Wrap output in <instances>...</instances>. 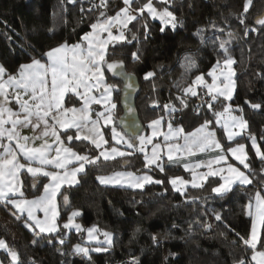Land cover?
<instances>
[{"label": "trees", "instance_id": "1", "mask_svg": "<svg viewBox=\"0 0 264 264\" xmlns=\"http://www.w3.org/2000/svg\"><path fill=\"white\" fill-rule=\"evenodd\" d=\"M243 4L244 0H175L172 10L182 24L174 30L169 27L161 32L160 22L146 14V39L143 21H133L128 30L137 35L139 42L124 41L115 49L109 47V60L123 61L127 71L139 79L141 94L136 106L144 133L149 131L151 120L166 116L163 105L172 103L180 107L176 100V96L182 95L176 87L178 82L191 83L196 75L209 72L217 59L222 60L212 41L227 40L231 33L230 51L236 60V92L231 103L243 108V113L235 114H242L248 120V131L257 137V143L264 151V140L260 139L264 136V107L254 110L245 103L250 101L264 106V30L244 35V25L237 19ZM122 6L121 0H108L106 9L91 8L88 0H76L75 3L69 0H0V64L15 73L19 65L31 62L34 57L39 59L51 47L78 42L91 30L90 24L96 21L100 11L112 16ZM263 10L264 0H253L246 24L254 26V19ZM128 30L126 36L130 40ZM198 33L203 35L205 43L200 42ZM137 51L138 61L132 58V53ZM186 58L195 62V67L187 72ZM148 71H154L155 76L145 80L144 74ZM106 76L118 88L113 93L117 105L114 121L118 125L122 114V84L107 72ZM157 102L159 107L154 106ZM187 102L188 107L173 113L175 125H183L185 131L190 132L204 119H215L206 109H200L197 115L196 109L202 104L199 97H189ZM70 103L80 102L72 98L67 105ZM213 127L222 143L227 144L223 130L215 124ZM105 133L109 138L107 130ZM238 141L246 143L249 162L257 177L253 185H235L223 198L211 191L214 178L203 188L190 187L183 194L174 191L169 185V177L186 174L179 165L166 167L161 175L163 185L149 184L142 190L104 186L98 182V176L126 169L123 167L125 161L130 164L127 169L150 171L144 168L140 153L114 161H101L99 166L87 165L79 184L67 188L66 194L73 208L82 211L78 221L84 227L95 224L115 236V243L108 251L91 253V261L82 256L60 255L61 250L70 252L73 244L81 242L84 233H69L64 245L56 243L55 239L49 244L53 234H42V238H37L38 243L32 245L33 233L24 226L22 219L17 220L10 214V207L2 204L0 239L20 254L22 264H31L32 260L35 264H133L134 259H138L139 264H236L241 257L248 264H254L250 261L251 252L245 251L236 234L248 235L250 218L245 215V209L259 187L257 181L264 162L255 154L247 133ZM71 146L81 153L87 147L89 154L95 155L86 141L74 140ZM25 180L29 198L42 192L39 187L35 190L28 188L27 178ZM61 208L59 223L66 219L62 204ZM214 211L221 214L222 221L215 219ZM153 237H156L155 243ZM8 258L7 254H2L4 262Z\"/></svg>", "mask_w": 264, "mask_h": 264}, {"label": "snow or ice", "instance_id": "2", "mask_svg": "<svg viewBox=\"0 0 264 264\" xmlns=\"http://www.w3.org/2000/svg\"><path fill=\"white\" fill-rule=\"evenodd\" d=\"M69 2L75 3L76 0ZM174 3L175 0H144L143 3L141 0H122L123 6L115 15L108 16L106 12L100 11L96 21L90 24L91 30L84 33L78 42H65L51 47L39 59L34 57L31 62L19 65L15 73H10L0 64V204L10 206V214L17 220H23L24 226L33 233L32 245L38 243L37 238H42V234H53V238L48 240L49 244L55 239L56 243L64 245L69 233L74 232L85 233L86 238L73 244L70 252L61 250V256H82L91 261V253L108 251L113 245V234L101 230L95 224L84 227L77 223V217L83 213L73 208L66 191L79 183L78 174L85 172L86 165L99 166L101 161L130 157L136 151L144 154L145 169H155L160 173H165L166 166H175L196 153L215 152L208 159L182 164L186 171L192 173L191 180H185L181 176L169 177V184L181 194L186 191L188 184L193 188H203L209 177L219 178L211 191L221 198L232 191L233 185L254 184L257 173L251 168L246 145L239 143L236 138L247 133L255 154L262 162L264 151H261L257 137L248 131V120L242 114H235L243 113V108L238 105L234 107L231 103L236 75L233 68L236 60L230 51L231 33L227 40L212 41L222 60L217 59L209 72L196 75L191 83H177L176 87L182 93L176 96L180 107L177 108L172 103L163 105L166 116H159L149 122L150 136H128L126 132L118 130L114 123L117 105L113 101V93L118 88L107 82L105 72L128 80L132 77L125 71L123 61L109 60V46L115 49L117 44L124 41L139 42L137 35L128 30V25L133 21H143L146 39V14L148 18L160 22L161 32L169 27L174 30L178 24H182L172 10ZM107 6L108 0H99L95 5L96 8L105 9ZM252 6L253 0H244L243 9L237 16L240 24L244 25L245 36L249 32L264 30V15L253 21L254 26L246 24ZM113 28L117 29L116 34H113ZM125 30L131 34L130 40L125 35ZM197 35L200 42L205 43L203 35ZM132 58L137 61L140 59L138 51L132 53ZM186 61L187 72L195 67V62L191 58H186ZM154 76V71H148L144 74V79L149 80ZM205 76L211 77V83ZM198 89L201 91L198 92ZM66 97L69 100L75 97L78 103L82 102L81 106L66 107ZM189 97H199L203 101L196 109L197 115L200 114V109H206L215 119H204L193 131L185 132L181 125L173 124V113L188 107ZM205 97L209 99L205 100ZM13 103L18 106L15 110L11 106ZM245 103L254 110L264 107L261 103ZM93 105L99 106V110L94 109ZM154 106L159 107L158 102ZM214 124L226 131L229 143H221L217 138ZM29 127L34 135H22V130ZM105 128L109 129V138L105 137ZM160 136L163 137V142L153 143ZM260 139L264 140V136ZM74 140L89 142L97 154L90 155L87 147L83 154L75 151L70 146ZM37 141H40L38 146ZM231 142H235V146ZM121 145L133 151L122 150L119 147ZM165 149L166 161L161 156ZM231 160L237 161L247 171H242ZM70 165L75 166L69 167ZM123 166L130 167V164L125 161ZM199 168H206L207 171L196 173L195 169ZM25 178L28 180V188L35 190L39 187L42 192L29 198L26 195ZM97 179L102 184L127 185L141 190L146 184H164V180L152 175L131 171H113L110 175H101ZM42 180L47 183H41ZM257 182L259 187L251 195L245 209V215L250 218L248 235H236L245 251L251 252L250 261L264 264V169L260 170ZM62 189L65 191L62 192ZM61 204L66 219L58 223ZM38 212H42L43 217L38 216ZM213 215L217 221L223 220L219 212L214 211ZM153 241L156 242V237H153ZM0 249L8 253L9 264H22L20 254L11 249L4 239H0ZM31 264H35V261L32 260ZM133 264H139L138 259H134ZM236 264L248 262L241 257Z\"/></svg>", "mask_w": 264, "mask_h": 264}, {"label": "water", "instance_id": "3", "mask_svg": "<svg viewBox=\"0 0 264 264\" xmlns=\"http://www.w3.org/2000/svg\"><path fill=\"white\" fill-rule=\"evenodd\" d=\"M262 15H264V10L258 16H262ZM116 61H120V60H116ZM123 64L125 71L132 77L131 80H128L124 77L113 76L110 72L106 71L113 80H116L122 84V88L120 92V107L122 109V114L118 119V126L123 132H126L128 136L141 135L144 133V126L141 123L136 106L137 98L141 94L140 82L135 74L129 73L127 71L124 62ZM128 84H131L132 86L127 87Z\"/></svg>", "mask_w": 264, "mask_h": 264}, {"label": "rangeland", "instance_id": "4", "mask_svg": "<svg viewBox=\"0 0 264 264\" xmlns=\"http://www.w3.org/2000/svg\"><path fill=\"white\" fill-rule=\"evenodd\" d=\"M122 1V0H121ZM130 25V24H129ZM129 25H128V27H129ZM113 34H116L117 33V29L116 28H113ZM106 35V34H105ZM125 35H126V30H125ZM111 46V45H110ZM109 46V47H110ZM233 68L235 69V64L233 65ZM235 72H236V69H235ZM105 76H106V72H105ZM107 77V76H106ZM235 77H236V75H235ZM234 77V80H235V89H234V93H233V97H234V95H235V92H236V78ZM205 79L206 80H208V82L209 83H211V77H208V76H205ZM107 82L108 83H110L109 81H108V79H107ZM198 92H199V89H198ZM114 113H115V110H114ZM114 123H115V121H114ZM116 124V123H115ZM216 125V124H215ZM117 127H118V130H120V131H122L120 128H119V126L118 125H116ZM198 127V126H197ZM216 127L218 128L219 127V125H216ZM220 128V127H219ZM215 129V128H214ZM108 131V133H109V129L108 128H105V130L104 131ZM194 130V129H193ZM193 130H191V131H193ZM216 130V134H217V138L218 139H220L219 138V136H218V133H217V129H215ZM190 131V132H191ZM123 132V131H122ZM109 135H110V133H109ZM142 135H146V136H150L151 135V129L149 128V131H147L146 133H143ZM105 137L107 138V136H106V133H105ZM156 139H154L153 140V143H156V142H158V141H155ZM87 142V141H86ZM87 143H89V142H87ZM221 143H222V141H221ZM239 143H243V144H245L246 145V143L245 142H239ZM233 144V146H235V142H233L232 143ZM119 147H121L122 148V150H125V151H133V150H131V149H126V148H124L122 145L121 146H119ZM92 148L94 149V146H92ZM150 150H151V145H149L148 146V151L150 152ZM95 151V150H94ZM246 152H247V146H246ZM136 153H140V152H138V151H136L134 154H136ZM97 154V152L95 151V155ZM141 155H142V159H143V161H144V154H142V153H140ZM248 155V154H247ZM161 156H162V159H165V155H164V150L162 151V153H161ZM120 157H117L116 159H119ZM230 162H232V163H235L238 167H241V170L242 171H247V170H245V169H243V167L241 166V165H239V163L237 162V161H234V160H231ZM167 167V166H166ZM180 167V166H179ZM215 167V166H214ZM119 171H131V172H134V173H136V174H144V173H146V174H149V175H152V176H154L156 179H161V175L163 174V173H160L158 170H155V169H152V170H150V171H144V172H139V171H137V170H133V169H123V170H119ZM185 171V170H184ZM205 171H207V169L206 168H203V169H201V168H199V169H195V172L196 173H201V172H205ZM185 175H178V176H181V177H183L185 180H191V178H192V173L191 172H189V171H185ZM108 175H110V174H108ZM213 178L212 177H209V179H208V181H210V180H212ZM215 180H214V182H213V187L214 186H216V183L218 182V180H219V178H214ZM98 180V179H97ZM99 182V181H98ZM100 183V182H99ZM101 185H104V186H110V187H125V188H131V189H137V188H132V187H128L127 185H124V186H120V185H115V184H102V183H100ZM205 184V183H204ZM147 185H149V184H146L145 186H147ZM170 185V184H169ZM236 185H240V184H236ZM144 186V187H145ZM235 185H233V187H234ZM170 187L173 189V187L170 185ZM190 187H192L191 186V184H188L187 186H186V190L188 189V188H190ZM138 190V189H137ZM174 190V189H173ZM185 192V191H184ZM76 222L77 223H80L79 221H78V217H77V220H76ZM81 224V223H80ZM112 233V232H111ZM113 234V233H112ZM84 236H85V238H86V234L84 233ZM100 239L102 240L103 239V236H101L100 237ZM114 243H115V236H114V234H113V245H114ZM112 245V246H113ZM111 246V247H112ZM110 248V247H109ZM3 250L2 249H0V261H3L2 260V254H4L3 252H2ZM7 255H8V253H7ZM8 257H9V255H8ZM9 261H10V257L8 258V260H7V262H4L3 261V264H9Z\"/></svg>", "mask_w": 264, "mask_h": 264}, {"label": "crops", "instance_id": "5", "mask_svg": "<svg viewBox=\"0 0 264 264\" xmlns=\"http://www.w3.org/2000/svg\"><path fill=\"white\" fill-rule=\"evenodd\" d=\"M199 91H201V89H199ZM70 96H71V94H69ZM234 98V97H233ZM73 99H76L75 97H73ZM69 99L66 97V100H65V106L66 107H72V106H76V107H80L81 106V103L82 102H80L79 104H74V103H70V104H68L67 105V101H68ZM233 100V99H232ZM12 107H13V109L15 110L18 106L15 104V103H13L12 105H11ZM93 108L94 109H97V110H99V106H96V105H93ZM93 115H94V113H93ZM174 124V123H173ZM175 125V124H174ZM183 128H184V126L183 125H181ZM220 127V126H219ZM220 129H222L221 127H220ZM164 130L166 131L167 130V128H166V123H165V125H164ZM185 130V129H184ZM223 130V129H222ZM62 131V130H61ZM238 131V130H237ZM37 132H39V129H37ZM185 132H187V131H185ZM223 132H224V135H225V138H226V135H227V133H226V131L225 130H223ZM22 135H27V136H32V135H34V133H33V131H32V129L29 127V128H24L23 130H22ZM63 138V137H62ZM240 138H242V137H237L236 139L238 140V139H240ZM156 140L155 141H158V142H163V137L162 136H160V137H157V138H155ZM51 142V141H50ZM182 142V141H181ZM39 143H40V141H37L36 142V146H38L39 145ZM229 143V142H228ZM231 143H233V142H231ZM71 146V145H70ZM71 147H73V146H71ZM74 148V150L75 151H77V152H79V150L78 149H76L75 147H73ZM166 151V149L164 150V152ZM218 151V150H217ZM79 153H81V152H79ZM81 154H83V153H81ZM216 153L215 152H207V153H196V155H194V156H192V157H187L185 160H182L179 164H177V165H179V166H181V168L183 169V170H185L183 167H182V164L184 163V162H188V161H191V162H193V163H195V162H197V161H199V160H202V159H208V158H210L211 156H214ZM165 161H166V157H165V159H164ZM21 162H24L23 160H21ZM72 166H75V165H70L69 167H72ZM86 169H87V165H86V167H85V172H86ZM201 169H203V168H201ZM186 171V170H185ZM85 172H83V173H79L78 174V180L80 181V177L85 173ZM45 183H47V181L45 180ZM79 184V183H78ZM78 184H76V185H78ZM76 185H74V186H72V187H75ZM61 191H63V189L61 190ZM58 201H59V197H58ZM10 207V206H9ZM37 215L38 216H40V217H43V213L42 212H38L37 213ZM58 223H59V221H58ZM3 250V249H2ZM4 254H7V252H5V250H3L2 251Z\"/></svg>", "mask_w": 264, "mask_h": 264}, {"label": "built area", "instance_id": "6", "mask_svg": "<svg viewBox=\"0 0 264 264\" xmlns=\"http://www.w3.org/2000/svg\"><path fill=\"white\" fill-rule=\"evenodd\" d=\"M88 2L90 3L91 8H94L95 5H97V4L99 3V0H88ZM204 99H205V100H208L209 98H208V97H205ZM199 101H200L201 103H203V101H201L200 98H199Z\"/></svg>", "mask_w": 264, "mask_h": 264}]
</instances>
